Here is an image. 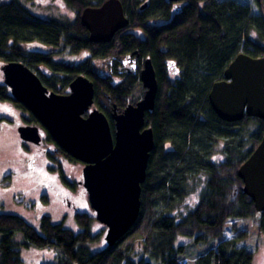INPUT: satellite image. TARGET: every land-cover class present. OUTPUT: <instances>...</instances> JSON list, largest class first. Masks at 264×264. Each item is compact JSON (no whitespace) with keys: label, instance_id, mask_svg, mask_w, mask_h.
Listing matches in <instances>:
<instances>
[{"label":"trees","instance_id":"trees-1","mask_svg":"<svg viewBox=\"0 0 264 264\" xmlns=\"http://www.w3.org/2000/svg\"><path fill=\"white\" fill-rule=\"evenodd\" d=\"M106 1L66 0L78 12L72 21L37 17L18 0L0 3V61H21L33 71L47 68L53 79L41 74L44 84L56 85L61 74L75 78L86 74L95 84V106L114 130V107L124 110L146 90L139 73L114 81L102 74L105 68L96 61L136 54L144 65L152 59L159 91L146 124L154 130L155 147L142 185L140 216L114 246L106 243L93 252L91 244L98 243L101 234L93 233L95 218L89 214H77L80 230L75 231L48 215L37 228L22 216L0 213V264H25L22 250L31 247L59 252L57 262L37 264H188L186 247L216 239H221L216 248H209L196 264H253L254 254L240 246L249 237L247 231L223 237L229 220L259 215L264 231V212L257 211L239 176L264 138V121L248 115L238 122L221 119L210 93L239 55L264 57V14H255L242 0H121L129 26L110 43H93L81 14ZM252 1L257 8L264 7V0ZM255 32L258 38L253 37ZM83 54L85 59L77 61ZM61 56L67 59L57 61ZM8 100L15 99L5 82L0 83V101ZM30 117L40 123L31 113ZM6 121L0 117V124ZM49 140L55 142L50 135ZM219 144L225 158L215 162L212 156ZM58 148L60 155L75 160ZM194 193H200L198 204L184 211L186 198ZM17 233L23 234L24 242L16 240ZM179 236L193 243L177 247Z\"/></svg>","mask_w":264,"mask_h":264},{"label":"water","instance_id":"water-1","mask_svg":"<svg viewBox=\"0 0 264 264\" xmlns=\"http://www.w3.org/2000/svg\"><path fill=\"white\" fill-rule=\"evenodd\" d=\"M81 22L93 43H110L130 24L121 0L85 8ZM127 61L133 62L129 72L137 74V60L130 56ZM2 70L13 98L39 120L60 148L85 164L82 184L96 219L107 227L106 242L114 246L140 216L142 185L155 147L154 130L146 124V114L154 111L159 91L152 59L144 62L140 73L146 90L143 98L122 111L114 108V130L107 115L95 106V84L87 75L80 74L71 82L69 94H59L50 91L24 62H8ZM210 102L227 122L241 121L246 115L264 121V57L239 55L226 70L225 79L214 84ZM18 132L26 142L40 145L43 141L38 126H20ZM239 176L257 211L264 212V138Z\"/></svg>","mask_w":264,"mask_h":264},{"label":"rangeland","instance_id":"rangeland-1","mask_svg":"<svg viewBox=\"0 0 264 264\" xmlns=\"http://www.w3.org/2000/svg\"><path fill=\"white\" fill-rule=\"evenodd\" d=\"M13 0H0L5 3ZM31 14L43 19H60L72 21L78 15L66 0H18ZM250 3L255 14H264V7L257 8L252 0H242ZM258 38L257 33L253 34ZM86 54L80 56L77 61H83ZM67 57H59L57 61H65ZM4 62L0 61V83L5 82L2 71ZM34 72L53 79L51 71L40 67ZM74 76L61 74V80L52 85L45 86L52 92L69 94L70 84ZM138 90L133 97L136 98ZM133 98V99H134ZM142 99V98H141ZM131 103V101H130ZM129 103V104H130ZM0 117L8 121L0 124V213L22 216L32 225L39 228L40 220L48 215L56 223L64 222L67 227L79 231L76 222L78 213L89 214L95 218L92 222L94 234H101L98 243L91 244V250L97 252L106 246L107 227L96 219V213L92 209L89 195L79 182L83 180L85 164L77 160H71L59 154V146L49 140V135L39 123L31 121L30 112L22 109L15 100L0 101ZM33 125L40 127L44 132V141L41 145L26 142L21 139L18 129L20 126ZM222 145L214 147L212 160H223ZM204 178V177H203ZM205 182H201V187ZM200 199V193L189 195L185 200L184 211L194 208ZM262 216L256 219H233L226 226L224 237L233 238L236 233L247 231L249 237L240 243L254 254L253 264H264V231H261ZM16 240L24 242L22 233H17ZM221 239H216L209 244L190 245L186 247V263L196 264V260L209 248H216ZM192 239L179 236L176 246L192 244ZM58 250L54 248H36L22 250V258L25 264H37L39 262H57ZM185 260H182L184 262Z\"/></svg>","mask_w":264,"mask_h":264},{"label":"flooded vegetation","instance_id":"flooded-vegetation-1","mask_svg":"<svg viewBox=\"0 0 264 264\" xmlns=\"http://www.w3.org/2000/svg\"><path fill=\"white\" fill-rule=\"evenodd\" d=\"M177 3H179V2H177ZM130 56H132L133 59L137 60V66H138L137 74L138 73L140 74L142 69L144 68V65H141L143 61L140 62L139 61V57H138V55L136 56V54L127 55L126 57H123L122 59L112 58V59H107V60H99V61H96V66H98V64H100V66L105 68V69L101 70L102 74L103 75H107L111 80H114V81L124 80L127 75H137V74L129 72V70L133 66V62L127 61V59ZM3 75H4V73H3ZM114 108H117V107L115 106ZM40 130H41V133H42V136H43V141H44V138H45L44 135L45 134H44V132H43V130L41 128H40ZM46 133H47V131H46ZM43 141H42V143H43ZM83 180H84V177H83ZM83 180H81L79 182L80 187H84V185L82 184Z\"/></svg>","mask_w":264,"mask_h":264}]
</instances>
